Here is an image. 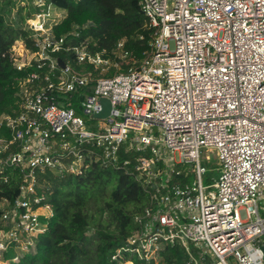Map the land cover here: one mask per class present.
Instances as JSON below:
<instances>
[{
	"label": "built area",
	"instance_id": "1",
	"mask_svg": "<svg viewBox=\"0 0 264 264\" xmlns=\"http://www.w3.org/2000/svg\"><path fill=\"white\" fill-rule=\"evenodd\" d=\"M137 1L157 33L150 55L122 71L123 42L114 59L94 54L72 42L76 29L56 36L64 14L34 0L47 8L27 21L34 48L18 41L11 51L26 73L20 109L0 116V180L19 181L16 199L1 203L0 264L33 251L47 230L40 212L52 207L41 178L82 176L93 164L129 174L122 155L133 153L149 200L119 251L124 264H168V248L180 249L183 264H264V0ZM102 99L111 114L94 119ZM202 149L221 168L209 186Z\"/></svg>",
	"mask_w": 264,
	"mask_h": 264
},
{
	"label": "trees",
	"instance_id": "2",
	"mask_svg": "<svg viewBox=\"0 0 264 264\" xmlns=\"http://www.w3.org/2000/svg\"><path fill=\"white\" fill-rule=\"evenodd\" d=\"M46 3L64 14L54 26L56 36L76 29L80 36L72 41L74 44L86 42L92 53H101L109 59L115 58L116 47L123 42L129 55L117 59L122 71L152 51L157 30L149 26L137 0H46ZM42 8L30 5L29 11L34 14ZM25 9L20 0H0V116L16 115L20 109L19 80L26 73L16 70L11 51L18 41L28 49L34 48V32L27 24ZM58 56L76 67L73 56L65 53ZM92 90L93 85L86 88L87 93ZM79 101L80 98H75L74 108L78 113ZM122 156L132 161L127 167L129 174L122 168L93 164L82 176L47 174L41 178L45 201L52 207L47 230L36 238L33 251L8 264H124L128 261V254H119V251L135 232L134 217L148 203L149 194L134 176L138 154ZM18 186L19 181L12 174L8 182L0 180V217L1 203L13 202L18 196ZM164 258L168 264L185 261L178 248H168Z\"/></svg>",
	"mask_w": 264,
	"mask_h": 264
},
{
	"label": "rangeland",
	"instance_id": "3",
	"mask_svg": "<svg viewBox=\"0 0 264 264\" xmlns=\"http://www.w3.org/2000/svg\"><path fill=\"white\" fill-rule=\"evenodd\" d=\"M20 1H21V5L25 6V8H26L24 10V15L26 17H28L27 18V21H28L31 18V13L29 11L30 5H34L35 2H34V0H20ZM37 11L45 13L47 11V8L44 7L42 9L37 10ZM53 14H54V11H51V16H53ZM15 15H17L16 11H14V13H13L14 17H15ZM48 21L52 22V18L49 19ZM80 115L82 116V114H80ZM86 120L88 122V129L91 130V128H95L96 122L88 121L87 118H86ZM154 131L157 132V130H154ZM201 157H203V159L201 161V164L206 169V175L204 176V185L205 186L213 185L218 180V178L221 175L220 163L217 160V158L215 157V155L211 154L206 149H202ZM195 180H196L195 174H191V182H194ZM40 214H41L42 223L44 225H47V220L50 217L51 212L44 210V211H41ZM260 215H261L262 218H264V206H261ZM9 253H10L9 254V259H12L14 257V254H13L12 251H10ZM228 261H229V264H237L236 261L233 258H229Z\"/></svg>",
	"mask_w": 264,
	"mask_h": 264
},
{
	"label": "water",
	"instance_id": "4",
	"mask_svg": "<svg viewBox=\"0 0 264 264\" xmlns=\"http://www.w3.org/2000/svg\"><path fill=\"white\" fill-rule=\"evenodd\" d=\"M59 64L62 68H64V62L63 60L59 59ZM81 101H83V98L81 99ZM101 111L94 114V119H106L110 116L111 111H112V105L111 102L108 99H102L101 100ZM82 108L79 107V111Z\"/></svg>",
	"mask_w": 264,
	"mask_h": 264
},
{
	"label": "bare ground",
	"instance_id": "5",
	"mask_svg": "<svg viewBox=\"0 0 264 264\" xmlns=\"http://www.w3.org/2000/svg\"><path fill=\"white\" fill-rule=\"evenodd\" d=\"M204 165V164H203Z\"/></svg>",
	"mask_w": 264,
	"mask_h": 264
}]
</instances>
